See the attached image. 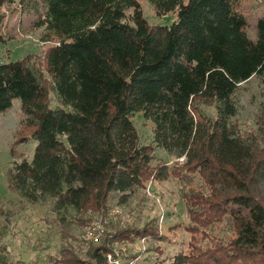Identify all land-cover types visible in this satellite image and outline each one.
Segmentation results:
<instances>
[{
  "label": "trees",
  "instance_id": "obj_1",
  "mask_svg": "<svg viewBox=\"0 0 264 264\" xmlns=\"http://www.w3.org/2000/svg\"><path fill=\"white\" fill-rule=\"evenodd\" d=\"M141 1L0 0V47L11 39L3 8L16 2L39 15L51 43L41 55L0 62V113L19 100L21 141L35 144L31 157L11 150L9 187L20 202L51 204L65 227L175 177L186 229L196 234L226 219L235 236L161 264H264V102L257 131L235 122L241 84L264 77V17L252 39L246 13L264 0H146L159 16L174 12L170 24L150 23ZM139 112L153 123L151 142H141L132 122ZM157 149L183 162L170 165ZM197 178L202 188L193 187ZM9 215L0 200V216ZM6 235L0 264H24L3 244ZM137 238L168 240L157 229L107 231L90 261L69 249L52 261L108 264L116 241Z\"/></svg>",
  "mask_w": 264,
  "mask_h": 264
},
{
  "label": "rangeland",
  "instance_id": "obj_2",
  "mask_svg": "<svg viewBox=\"0 0 264 264\" xmlns=\"http://www.w3.org/2000/svg\"><path fill=\"white\" fill-rule=\"evenodd\" d=\"M141 5L150 23L170 24L175 19L174 12L157 15L146 0H142ZM3 10L6 14L4 30L11 39L0 47V62L29 54L41 55L51 45L43 40L44 29L38 24V14L23 11L19 2L7 3ZM246 13L248 34L255 39L256 23L264 17V1L249 4ZM235 99L239 106L236 124L247 132L257 131L259 110L264 102V77H253L242 83ZM52 103L55 106L54 98ZM202 108L209 114L215 113L213 107L203 105ZM22 119L19 100L14 101L10 110L0 113V200L10 211L8 219L0 216V232H7L3 244L8 246L14 260L24 264H68L55 263L52 256L59 254L61 249H69L74 251L75 260L90 261V250L103 242L107 231L149 228L157 229L168 240L137 238L116 241L111 252L112 260L118 259L119 264H161L169 254L189 251L193 245L207 248L216 240L228 241L235 236L233 224L226 219L212 223L196 234L186 229L190 216L175 177L160 182L150 181L125 205L112 200L108 202L105 212L90 211L81 220L72 218L73 221L65 227L59 225L51 204L20 202L18 195L9 187L7 173L12 161L11 150L15 149L18 155L31 157L35 147L33 142L21 141L25 135L20 132ZM131 119L141 142H151L153 123L142 112L135 113ZM156 154L170 165L174 161L182 163L184 159L176 160L163 149H157ZM203 186L204 182L199 178L193 184L196 189ZM149 246L160 249L150 251ZM107 261L108 264H117L109 261V258Z\"/></svg>",
  "mask_w": 264,
  "mask_h": 264
},
{
  "label": "built area",
  "instance_id": "obj_3",
  "mask_svg": "<svg viewBox=\"0 0 264 264\" xmlns=\"http://www.w3.org/2000/svg\"><path fill=\"white\" fill-rule=\"evenodd\" d=\"M107 257L109 258V261H111L112 263H117V264H119L118 259H113V260H112V254H111V253H109Z\"/></svg>",
  "mask_w": 264,
  "mask_h": 264
}]
</instances>
